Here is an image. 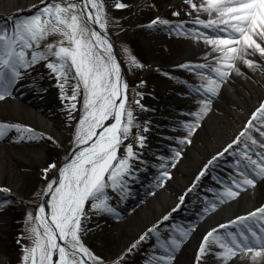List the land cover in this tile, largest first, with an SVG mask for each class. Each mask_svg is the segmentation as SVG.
Wrapping results in <instances>:
<instances>
[{"label":"snow or ice","instance_id":"6c2138e0","mask_svg":"<svg viewBox=\"0 0 264 264\" xmlns=\"http://www.w3.org/2000/svg\"><path fill=\"white\" fill-rule=\"evenodd\" d=\"M185 2L198 14L203 12L208 16L207 21L197 19L195 23L216 33H193V38L203 39L206 45L212 46V51L217 54L215 61L184 65L201 77V83L195 89L205 96L200 101L199 111L195 113L199 120L201 113L208 110L207 97L217 93L231 70L238 71L237 61L255 67V61L247 57L257 53L264 60V0H200L199 4L193 0ZM116 7L124 8L126 5L118 3ZM174 15L179 16L180 13L176 12ZM83 16L101 28L106 26L104 6L100 0H68L66 4L45 3L36 14L28 18L14 17L11 30L7 27L0 29V100L9 94L12 85L21 76L20 69H27L39 60H47L49 56L54 57L55 62L47 63L46 67L58 79L63 78L67 82L73 69L74 77L78 78L79 83L73 87L72 95L68 99L76 100L79 84L83 85L84 90L83 111L74 135V143L79 150L74 151L71 158L59 169L58 178L47 185L45 191L51 197L47 202V207L51 209L50 222L45 206H40V215L36 220L43 227V234L41 235L38 227L31 229L34 241L31 248L24 249L23 259L26 264L28 261L31 264H104L81 240L82 221L87 215L85 207L92 201L93 210L113 211L109 206L108 191L111 189L117 193L122 192L126 185L125 178L133 171L132 161L137 158L131 145L126 147L125 157L118 155L120 146L129 138L134 127L133 112L126 108L127 84L122 85L120 67L112 55L111 44L103 35L94 30L90 31L83 25ZM153 23L168 24V21ZM176 27L181 28L182 25ZM54 33H60L64 40L59 45H46L43 52L37 51L41 41ZM220 33H226V36ZM65 40L69 46H64ZM29 49L32 50L30 59L26 56V50ZM98 49L107 54V58ZM132 63L135 64L134 59ZM60 87L63 91L64 86ZM75 107L74 103L71 104V108ZM110 120H114V123H105ZM11 127L16 128L22 138H26L25 133L35 136L31 128L6 124H0V136ZM185 127L191 135L193 126ZM137 139L143 148L145 137L141 135ZM181 142H186V139ZM81 145L84 147H80ZM239 145L243 147L237 152L234 146ZM225 153L234 158L232 167L243 177L240 181L234 180L236 187L251 186L254 179L250 174L255 177L264 176V104L256 109L239 135L208 161L196 177L197 183L208 171V166H213ZM174 156H179V152H174ZM48 167L54 168L55 165ZM160 167L163 168L164 165L161 164ZM43 171L47 172V169ZM167 176V171L160 172V177ZM160 182L163 183V180ZM236 195L231 187L225 186L224 192L218 194V198L223 203ZM180 199L183 203L184 198ZM210 207L215 209L216 205L211 204ZM169 219L170 214L163 217L165 221ZM257 224L260 226L259 232L254 227ZM158 227L159 225H155L149 228L131 245L129 251L145 241L148 233H155ZM232 228L236 231L229 230L220 234L222 229ZM187 235V230L181 231L182 237L186 238ZM179 244V240L173 239L170 247L163 246L164 251L169 254L155 259L168 264L172 259L171 252ZM213 246L221 251L213 252ZM207 255H215L221 264L236 257L246 258L251 264H260L264 260V207L209 231L199 247L197 264ZM54 257L58 259L54 260Z\"/></svg>","mask_w":264,"mask_h":264},{"label":"rangeland","instance_id":"374dc122","mask_svg":"<svg viewBox=\"0 0 264 264\" xmlns=\"http://www.w3.org/2000/svg\"><path fill=\"white\" fill-rule=\"evenodd\" d=\"M67 2L68 0H43L31 12L19 13L4 19L0 23V29L7 27L11 30L14 17L28 18L36 14L37 10L42 8L45 3L66 4ZM104 2L107 29L112 38L115 56L123 69L127 84L126 108L131 110L134 116L132 132L129 138L120 146L118 155L125 157L127 155L126 147L131 145L137 153V158L132 161L133 171L125 178L126 185L122 192L117 193L111 189L108 191L109 206L113 211L93 210L91 206L93 202L89 201L88 206L85 207L86 219L82 221L81 240L94 255L103 260L104 264H116L117 261H119V264H128L125 262L127 260H134L135 264H165L164 261L155 258L167 256L169 253L164 251L163 246L168 245L170 247L172 240L176 239L180 241L179 247L171 252L172 259L168 262V264H174L177 254L190 236V232H188L186 238L182 237L181 231H189V225L194 222L193 215H190L188 219L179 224L178 228L173 229L172 231H175V233L170 231L172 229L170 225L158 223L159 227L156 232L160 234L157 236L161 238V235H163L166 238V243L160 251H157L153 245H139L131 251H129L128 246L123 252L127 254L125 256L121 252L120 244L125 232L124 222L134 215L135 210L143 204L148 196L163 188L165 182L177 174L176 165L179 162L185 166L187 148L196 143V134L204 125V115L202 113L199 120H197L195 117L196 112L168 111L170 118L165 124H167L169 132L168 134L163 131L158 133V131H155L156 129L150 128L152 120H147L142 115L143 109L150 104L145 94L150 93L149 91L154 93L158 87L175 82L173 79L175 76L179 79V82L187 87V90L190 89L192 93L205 99V96L195 90L201 83L199 75L188 69L182 72L173 70L183 64V59L186 56L184 44L188 37H184L185 33H198L203 32V30L186 24L188 23L189 14L185 0H142L135 5L127 3L126 0H104ZM118 3L125 4L126 7L117 8L116 4ZM176 12H179L180 15H174ZM154 21H168V24H154ZM81 23L87 26L82 17ZM177 25H182V27L177 28ZM147 26H154V31L160 34L159 36L162 39L153 43H150L149 38L141 41L139 34ZM61 40H64V38L60 33L49 34L41 41L40 48L37 51L43 52L45 46L49 44L59 45ZM64 46H69L66 40ZM31 51V49L26 50L28 59L31 58ZM101 54L107 58L105 53L101 52ZM133 59L135 64L132 63ZM49 62H55V58L49 56L47 60H39L30 66L33 69L32 73L37 78V84L56 90L61 98V105L63 109L65 108L63 118L66 119V128L62 130L61 136L56 140L48 136H42L34 128L28 127L24 115H13L5 110L0 111V124L31 128L35 134L33 136L31 133H25L26 138H22L21 133L16 128H8L5 134L0 136V139L6 142L7 148L16 145L28 151L39 149L42 153L39 164H35L29 159L23 161L6 151L4 152L8 156V160L5 163L2 184L0 185V216L6 217L7 223L3 234H0V254L4 256L6 264H26L23 259L24 249L31 248L34 241L31 229L38 227L41 235L43 234L39 221L36 220L38 216L37 205L42 199L48 180L56 175L59 167L65 162L69 151L75 145L76 126L83 111L84 90L82 84H79L76 100L71 101L68 99L72 95L73 87L79 83L78 78L74 77V69L69 73L70 78L65 82L63 78L58 79L46 67ZM189 62L192 63L193 61ZM204 71L207 72V69ZM231 75L232 70L229 73V76ZM60 85L64 86L63 91ZM214 97L215 95L207 97L208 104ZM137 101L139 103H136ZM73 103L76 105L75 109L71 108ZM185 125L193 126L191 135L188 134ZM141 135L145 137L143 148L140 147L137 139ZM254 135L258 134L254 133ZM185 139L186 142L182 143L181 141ZM147 147L149 148L147 149ZM242 147L243 145H239V148L235 149L239 152ZM224 148L222 147L220 152ZM174 152H179V156H174ZM229 155L227 153L225 156L234 162V158ZM161 164L164 165L163 168L160 167ZM49 165H55V167L49 168ZM44 169H47V172H44ZM162 171H167L168 176L160 177ZM12 173L23 174V177H20L15 183V186L11 185L10 176ZM215 173L217 172L212 173L211 170H208L201 182L203 184L211 180V184L217 185L218 189L207 194L209 200L206 201L198 194L191 193V195L194 194L191 198L200 197L201 201H204L205 204L201 206L202 208L209 205V201L211 203L212 200H220L218 194L223 193L225 186H228V184H234L229 176L223 182L214 181ZM160 180H163V183ZM3 189H7V191H3ZM188 198L190 199V197ZM86 227H88L87 233L84 232L87 230ZM156 232L151 233L149 237L153 238ZM217 251H221V249L213 246V252ZM210 258L216 263L221 262L215 255H210ZM205 260L204 257L200 264H204ZM27 264H31V261H28ZM207 264L209 263L207 262Z\"/></svg>","mask_w":264,"mask_h":264},{"label":"bare ground","instance_id":"6f19581e","mask_svg":"<svg viewBox=\"0 0 264 264\" xmlns=\"http://www.w3.org/2000/svg\"><path fill=\"white\" fill-rule=\"evenodd\" d=\"M41 1L43 0H0V14L13 13L21 8L27 9L38 5ZM141 1L126 0L131 5L139 4ZM193 2L199 4L200 0H193ZM186 5L188 14L191 12L186 24L198 28L202 27L195 23V20L207 21V14L203 12L198 14L191 9L188 3ZM154 28V26H147L142 32L144 38L150 39V43L162 39L160 34L154 31ZM205 34L215 35L216 33L206 31ZM220 35L226 36V33H220ZM184 37H188L184 44L186 56L183 59V64L175 69L177 72L187 70L184 65L207 64L210 61H215L217 54L212 51V46L203 42V39L193 38V33L190 32H187ZM247 58L255 61V67H249L242 61H237L236 68L238 71L232 70V75L223 81L213 100L207 104L208 110L202 113L204 125L196 134V143L187 148L185 166L179 162L176 165L177 174L166 181L163 188L148 196L143 204L135 210L134 215L124 222L125 232L120 244L122 253L133 243V239H139L152 225L163 220L164 216L174 214V217H181L186 210H195L193 205L196 203L187 202L185 197L196 190V185L203 178L197 183L196 177L208 164V161L221 151L222 147H226L239 135L256 109L264 104V60L260 59L258 53ZM189 61L193 62L190 63ZM119 67L123 85V69L120 65ZM20 71L21 76L12 85L9 94L0 101V111L5 110L13 115L22 114L27 119L25 122L28 127L34 128L42 136L58 139L62 130L66 128V119L63 118L65 108L63 109L61 105V98L56 90L37 84V78L32 73L31 66L27 69H20ZM174 81L158 87L154 93L145 94L150 104L143 109V113L150 115L152 120L150 128L156 129L155 131L158 133L163 131L168 134L169 132L165 128L167 127L165 122L168 120L167 110L179 109L183 113H195L201 107L200 101L203 98L188 91L185 85L179 82V79L176 80L175 78ZM168 99L172 101L169 102ZM174 99L177 100L173 101ZM105 123H114V120ZM5 151L23 161L29 159L35 164H39L42 154L39 149L28 151L16 145L7 148L6 142L0 139V185L2 184L5 163L8 160V156L4 154ZM211 167L208 166V170ZM233 171H235L234 174L238 175L235 169ZM20 177L22 178L23 174L12 173L10 176L11 185L15 186ZM194 184L195 187H193ZM189 189L192 190L189 191ZM19 195L23 196L22 194ZM181 197L184 198L183 203H181ZM50 199L51 197L47 196V199L41 204V206H45L49 222L51 209L47 207V202ZM228 201L222 210L204 217L197 224L196 230L189 236L177 254L174 264H197L196 257L199 247L211 228H219L221 224H230L232 220L249 214L244 213L264 207V176L254 181L251 186L245 185L235 197ZM177 205L181 207L180 212H175L173 209ZM6 223V217L0 216V234H3ZM254 227L259 232L260 226L257 224ZM86 229L84 232L87 233L88 227ZM222 230L236 231L235 228ZM115 256L117 255L115 254ZM205 259L204 264L207 262L209 264H221V262H214L210 255L205 256ZM0 264H6L4 256L1 254ZM226 264H251V262L246 258L236 257L227 261ZM260 264H264V260Z\"/></svg>","mask_w":264,"mask_h":264},{"label":"water","instance_id":"95a60500","mask_svg":"<svg viewBox=\"0 0 264 264\" xmlns=\"http://www.w3.org/2000/svg\"><path fill=\"white\" fill-rule=\"evenodd\" d=\"M100 2L103 4V6H104V18H105V3H104V1L103 0H100ZM83 19H84V21L86 22V24L89 26V28H90V31H96V32H98L99 34H101V35H103L107 40H108V42L111 44V46H112V38H111V36L109 35V33H108V30H107V25L104 27V28H101L98 24H95V23H92V22H90V21H88L87 20V18H86V16H83L82 17ZM105 20H106V18H105ZM93 42L95 43V41L93 40ZM100 50V49H99ZM101 51V50H100ZM111 51H112V55L114 56V58H115V60H116V63L118 64V65H120L119 64V62H118V60H117V58H116V56H115V53H114V50H113V46H112V49H111ZM107 55V54H106ZM124 74V73H123ZM124 84H126V82H125V79H124ZM80 147H84L83 145H81ZM79 149L77 148V146L76 145H74L73 146V148L69 151V153H68V156H67V158H66V160H65V162L60 166V168L71 158V155H72V153L74 152V151H78ZM59 168V169H60ZM59 169H58V171H57V173H56V175L48 182V183H50V182H52V181H54L56 178H57V176H58V173H59ZM48 183H47V185H48ZM47 185L45 186V189H44V192H43V195H42V199H41V201L38 203V205H37V210H38V215H40L39 214V207L41 206V204L44 202V200L45 199H47V196H50V195H48V194H46V188H47ZM41 228H42V230H43V227L41 226ZM59 243H63L62 241H58ZM54 260H57V257H54Z\"/></svg>","mask_w":264,"mask_h":264},{"label":"trees","instance_id":"16d2710c","mask_svg":"<svg viewBox=\"0 0 264 264\" xmlns=\"http://www.w3.org/2000/svg\"><path fill=\"white\" fill-rule=\"evenodd\" d=\"M14 202V201H13ZM12 204H14V203H12ZM88 206V204L86 205V207Z\"/></svg>","mask_w":264,"mask_h":264}]
</instances>
